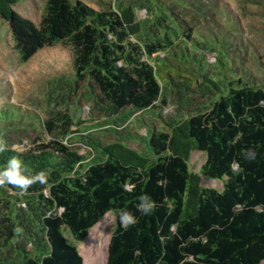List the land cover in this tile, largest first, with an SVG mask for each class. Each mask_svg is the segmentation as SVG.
<instances>
[{"label": "trees", "instance_id": "16d2710c", "mask_svg": "<svg viewBox=\"0 0 264 264\" xmlns=\"http://www.w3.org/2000/svg\"><path fill=\"white\" fill-rule=\"evenodd\" d=\"M24 1L34 0H0L19 60L59 45L72 73L51 84L45 117H14L0 103V168L16 157L26 175L44 176L27 190L0 185V264H84L79 244L108 213L105 264H261L264 80L251 66L264 76V52L229 6L46 0L36 25L14 10ZM243 2L264 16V0ZM183 10L208 18V34ZM81 100L86 119L72 112ZM193 152L205 155L198 174L189 171ZM200 176L222 187L202 186ZM142 195L154 202L148 215L136 208ZM119 210L137 222L123 229Z\"/></svg>", "mask_w": 264, "mask_h": 264}, {"label": "rangeland", "instance_id": "374dc122", "mask_svg": "<svg viewBox=\"0 0 264 264\" xmlns=\"http://www.w3.org/2000/svg\"><path fill=\"white\" fill-rule=\"evenodd\" d=\"M93 8H99V0H85ZM222 5L229 6L233 16L238 19L240 30L243 37L252 43L256 49H260L259 54L264 52V16L261 7L256 5H246L243 0H219ZM46 0H34L32 2L24 1L16 4L14 10L21 16L32 20L38 25L42 15L43 6ZM259 13V14H258ZM185 20L194 25L196 32L208 34L209 19L196 16L194 12L183 10ZM137 16L144 18V11H138ZM11 31L7 23L0 22V103H9L8 107L14 117L21 115L25 120L30 116L31 110L37 111L45 117L46 98L49 95L51 84L58 81L61 77H70L72 73L71 60L59 45L45 47L38 51L32 59L21 62L15 52ZM161 55V54H155ZM154 56L152 57L155 60ZM209 62L213 63L214 55L207 56ZM152 60V62H153ZM160 65V64H158ZM253 78L264 80L263 74L254 66H251ZM173 71V70H172ZM160 82L164 85L166 82L159 74ZM167 80V79H166ZM82 92V90L77 91ZM11 103V104H10ZM82 106L74 108L73 114L77 117L86 119L88 112V103L80 101ZM10 105V106H9ZM19 107V108H16ZM27 109V110H26ZM171 111L170 107L165 109V113ZM31 118V116H30ZM96 122L99 119H93ZM83 125V123H81ZM140 134H145L143 129H139ZM77 136V135H73ZM76 138V137H74ZM66 143H69L67 140ZM79 149L80 154H86L89 151L74 144ZM137 148L135 144H132ZM16 147H13L15 149ZM205 155L202 152H193L189 155V167L192 173L198 174L203 163ZM201 185L210 189L220 190L222 181L210 180L200 176ZM112 215L107 214L103 219L88 232L87 237L79 244V253L83 258L84 264H105L106 249L108 245L109 233H111ZM264 264V261L261 263Z\"/></svg>", "mask_w": 264, "mask_h": 264}, {"label": "clouds", "instance_id": "9594fccd", "mask_svg": "<svg viewBox=\"0 0 264 264\" xmlns=\"http://www.w3.org/2000/svg\"><path fill=\"white\" fill-rule=\"evenodd\" d=\"M0 151H4V146L0 145ZM256 157V152L252 149L247 150L245 153V159L253 160ZM40 180L43 182L44 176L42 173L36 176H29L25 174V170L22 166V161L19 158L13 157L8 160L7 165L0 168V185L5 183L15 185L22 190H27L28 187ZM137 210L142 215H148L154 208V202L147 195L139 197V203L136 205ZM120 226L123 229H127L129 226L137 222V218L127 210H119L117 212Z\"/></svg>", "mask_w": 264, "mask_h": 264}]
</instances>
